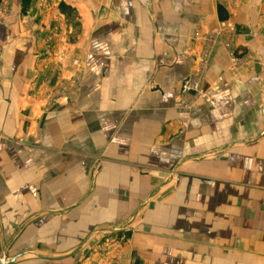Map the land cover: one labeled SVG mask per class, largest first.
<instances>
[{
  "label": "crops",
  "instance_id": "crops-1",
  "mask_svg": "<svg viewBox=\"0 0 264 264\" xmlns=\"http://www.w3.org/2000/svg\"><path fill=\"white\" fill-rule=\"evenodd\" d=\"M111 262L264 264V0L0 1V264Z\"/></svg>",
  "mask_w": 264,
  "mask_h": 264
},
{
  "label": "rangeland",
  "instance_id": "rangeland-1",
  "mask_svg": "<svg viewBox=\"0 0 264 264\" xmlns=\"http://www.w3.org/2000/svg\"><path fill=\"white\" fill-rule=\"evenodd\" d=\"M1 1V0H0ZM23 3L28 2L29 0H22ZM221 26L219 27H215L211 30V35H215V34H227V36L230 37V39L227 38L226 40V46L228 47V49L231 52V56H230V60H231V64L235 65L238 64L241 61V56H237V50L235 49V45L232 43V35L235 33V28L232 24L229 23H224V24H220ZM207 36V34H205ZM204 35H201V32L199 30H197L196 32H194L193 34V40H197L200 42H205L204 46L201 47V50L199 52V56L197 59L193 60V62L195 63V68L196 70L191 72L190 74H188L179 84L178 90H177V98H178V104L184 108V109H190L192 108V104L190 102V100H188V98L190 96H193L196 100L198 99H202L205 102H208L209 104H213L212 100H210V98H208L205 90H204V79H205V74L206 71L209 67V63H210V58L212 55V45L210 46V43H208L207 45V37ZM212 36H210V40H211ZM212 43V41H211ZM243 56V55H242ZM76 63H74L73 61H71V65L68 66L70 68H73L74 65ZM190 79L191 80V85L189 88V91L187 90V92L182 93L181 90V86L183 84V82L186 79ZM74 90V82L70 81L69 83H67V85L65 86V88L60 87V90H56L55 94L51 95L50 98V102L47 104H45L44 106V112L48 113V112H53L56 108L57 105L61 102V99L63 98V95H65L64 97H68L70 94L73 93ZM71 97V96H70ZM128 234L123 233V232H117V233H113L112 235L109 236V238L111 236H113L112 239H110L109 241H107V247H105L101 252L102 255H109L112 254V259H117V257H122L121 252H122V248L126 247L128 244ZM108 238V239H109ZM120 253V254H119ZM120 255V256H119ZM98 256V255H97ZM107 264H116L114 262L111 263H107Z\"/></svg>",
  "mask_w": 264,
  "mask_h": 264
},
{
  "label": "built area",
  "instance_id": "built-area-1",
  "mask_svg": "<svg viewBox=\"0 0 264 264\" xmlns=\"http://www.w3.org/2000/svg\"><path fill=\"white\" fill-rule=\"evenodd\" d=\"M191 79V78H190ZM189 78L188 79H186L184 82H183V84H182V86H181V92L182 93H185V92H187V90L189 91V88H190V85H191V80H190Z\"/></svg>",
  "mask_w": 264,
  "mask_h": 264
}]
</instances>
